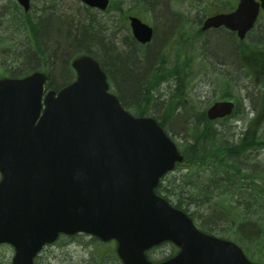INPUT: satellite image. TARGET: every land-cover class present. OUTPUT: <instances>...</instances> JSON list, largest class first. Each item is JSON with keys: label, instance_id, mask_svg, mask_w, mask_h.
<instances>
[{"label": "water", "instance_id": "1", "mask_svg": "<svg viewBox=\"0 0 264 264\" xmlns=\"http://www.w3.org/2000/svg\"><path fill=\"white\" fill-rule=\"evenodd\" d=\"M17 1L29 11L31 0ZM81 1L102 11L110 3ZM259 10L255 0H240L235 12L208 18L203 30L224 26L244 39ZM130 20L135 38L150 42L152 28ZM72 67L76 81L45 96L42 72L0 79V245L14 248L12 264H33L44 246L76 234L115 241L122 264H257L156 194L183 162L179 148L155 119L121 106L94 58L80 56ZM234 109L217 102L207 116L224 118ZM166 242L178 254L150 261L147 252Z\"/></svg>", "mask_w": 264, "mask_h": 264}, {"label": "trees", "instance_id": "2", "mask_svg": "<svg viewBox=\"0 0 264 264\" xmlns=\"http://www.w3.org/2000/svg\"><path fill=\"white\" fill-rule=\"evenodd\" d=\"M136 2L144 4L142 0ZM122 6L118 5L116 9L123 10ZM45 10L42 9L44 14L34 17L31 12L25 13L15 2L13 10L8 13L11 17L8 23L22 31L23 40L21 46L14 44L6 51L7 39L0 38V77L23 78L35 71H47L51 80L49 87L58 88L52 73L66 77L61 86L66 85L73 76L71 59L88 54L99 61L113 83L117 81L122 104L140 116L147 115L153 90L148 70L153 57L139 60L137 45L130 36L126 37L130 51L121 54L113 49L110 42L104 41L105 37L101 36L102 25L89 8H86L89 18L85 22L80 21L77 28L66 16L47 15ZM161 18L167 23L170 21L167 15ZM163 33L159 40H162ZM211 46L214 58L233 59L229 48L215 50L213 42ZM11 49L14 51L9 55ZM185 81L183 76L177 79L173 89L174 102L170 104L172 113L185 106ZM159 123L167 130L166 119H161ZM258 123L255 119L250 121L239 142L230 144L224 132L215 128V123L209 121L205 113L200 114L187 127L180 141L183 163L165 176L157 188L159 195L176 208L189 213L202 231L222 238H236L252 257L255 256L252 251L256 247L252 243L262 241L260 238L264 237V170L250 169L244 165L245 159H236L252 149L264 148V136L259 133ZM251 229L257 230L258 234L251 235ZM92 242L100 261L110 259L113 264L114 261L115 264H122L114 248L108 253L107 249L100 248L104 244L98 239L92 238ZM259 250L256 254L259 253L260 263L264 264V249L259 247Z\"/></svg>", "mask_w": 264, "mask_h": 264}, {"label": "rangeland", "instance_id": "3", "mask_svg": "<svg viewBox=\"0 0 264 264\" xmlns=\"http://www.w3.org/2000/svg\"><path fill=\"white\" fill-rule=\"evenodd\" d=\"M136 1L112 0L113 8L110 11L98 12L90 10V13L101 23L103 28L101 36L105 37L104 41L110 42V46L119 53L130 51L126 45V37L131 35L127 23L130 15H137L149 23H153L158 28L159 35L154 39L150 48L157 44L160 34L163 33L162 31L168 32L165 44H163L165 37L163 40H159V44L162 45L160 58L166 63L163 65V72L159 75L160 78L154 80V83L151 81L153 84L151 88L153 89L152 99L147 106V115L155 116L159 120L166 119L169 134L176 142H180L185 135L187 127L200 114L205 113L214 101L234 98L233 100L236 101L239 108L238 113L228 121H218L215 123V128L224 132L225 138L230 144L237 143L249 124L251 115L252 118L260 122L258 123L259 133L264 136V75L261 72H258L255 76L246 77L244 74L243 76L229 75L236 68L235 60L238 52L240 62L245 65L244 60L247 59L248 63L246 64L248 69L251 70L252 68L257 71L263 69L256 67V65L259 64L258 59L264 61V57L261 54H251L253 55L251 58H246L241 48L242 42H237L236 36L232 34L229 35L232 39H229L227 32H200L201 26L199 24L201 21L213 13L221 11L227 4V0H156L153 5L149 3L151 0H142L144 4H137ZM15 2V0H0V38L5 37L7 39L6 45L8 47H6V51L10 50V47L14 44L21 46V41L23 40L22 31L18 30L10 22L8 23L9 20L11 21L8 13L10 14L13 10ZM118 5H123V10L116 9ZM153 7H155V11L152 9ZM168 8L173 13L175 12L173 17L172 14L169 15ZM42 9H46L47 15L50 14L55 17L66 16V18L71 19V23H74L73 25L76 28L80 21L85 22L89 18L86 16L88 14L86 7L80 0H32V16L38 17L44 14ZM162 13L173 19L172 24L177 22L172 31L169 29L171 21L169 23L164 21V18H161V16H164ZM164 36L166 35L164 34ZM208 39L211 40L209 43ZM206 40L208 45H205ZM212 42L215 50L225 47L229 48L228 50L231 51L234 60L231 58L229 61L227 58L228 61H226L220 56L218 57L220 59L214 58L211 51ZM253 43L262 44L263 47L258 46V49H264V39L263 36H260V32H254L250 35L249 41L243 42L250 48H256ZM136 48L138 59L145 60L144 54H147L150 48L148 49V47H142L138 44ZM233 48L236 50L235 53H232L231 49ZM13 51L11 49L9 55ZM0 53H2L1 50ZM5 58L8 61L9 56ZM209 59L214 63L215 67L210 65ZM158 60L159 57L152 62L151 66L155 67ZM218 61L221 64L222 62L225 63L223 70L219 68L221 66H217L219 64ZM263 61L262 64L264 65ZM242 68L245 70L244 67ZM182 76L186 80L185 83H187L185 106L172 113L170 104L174 102L172 100L173 89H175L177 79ZM52 78L58 87L60 86L58 84L64 83L67 79L57 75V72L52 73ZM119 82L123 87L121 81ZM116 83L112 85L114 92L119 89L118 83L117 86ZM253 108H258L259 111L252 114L251 110ZM132 111L134 112V110ZM245 161L255 164L256 167L254 169L259 170V165H264V148L247 154ZM235 239L233 237L231 240ZM260 239L262 241L252 243L253 246H256L252 251L255 255L254 259H259V253L256 254L260 251L259 247L264 249V237ZM259 242L261 244H256ZM100 248L102 250L107 249L106 252L109 253L111 248L115 249V243L111 242L109 245H103ZM155 251L153 252L155 253ZM172 251L170 245H164V247L158 249L156 257L162 258ZM97 255L92 237L81 234L72 238H62L55 244L48 246L39 260V264H113L110 259H106L105 262L103 260L100 261ZM13 257V248L8 245L0 247V264H11Z\"/></svg>", "mask_w": 264, "mask_h": 264}, {"label": "flooded vegetation", "instance_id": "4", "mask_svg": "<svg viewBox=\"0 0 264 264\" xmlns=\"http://www.w3.org/2000/svg\"><path fill=\"white\" fill-rule=\"evenodd\" d=\"M257 2H260V0H256ZM239 2H240V0H227V4L222 8V10L221 11H219V12H215V13H213V14H219V13H226V14H229V13H232V12H234L236 9H237V7H238V4H239ZM175 13V12H174ZM172 11H171V14H172V17H173V14H174ZM177 18V17H176ZM178 19V18H177ZM177 23V22H176ZM176 23H174V24H176ZM172 31V30H171ZM210 31H220V32H224V33H226L227 32V34L228 35H230V34H232V35H234V36H236L235 37V39H236V41L237 42H242L241 43V48L243 49V51H244V56L246 55V58L247 57H249V58H251V56H253V55H251V54H261V56H263L264 57V49H258V48H250V47H248V46H246L245 44H243V42H245V41H249V37H250V35L251 34H253L254 32H260V36H262L263 34H264V9L262 8V6H260V11H259V15H258V18H257V22H256V24H255V27L251 30V32H249L248 33V35H247V37H246V39L245 40H239V38L237 37V33L236 32H233V31H230V30H227L226 28H224V27H221V28H218V29H209V30H207V31H205L204 33H207V32H210ZM164 34L166 35V36H164L163 35V38H162V40L164 39V37H165V40H164V43L163 44H165L166 43V40H167V34H168V32L167 33H165L164 32ZM158 35H159V33H158V31H157V29H156V27L155 26H153V41H154V39L155 38H157L158 37ZM253 41V40H252ZM251 42V41H250ZM256 42V41H255ZM153 43V42H152ZM152 43L151 44H148V45H146V46H142V47H148V49L150 48V46L152 45ZM252 43V42H251ZM257 44V43H256ZM140 46V45H139ZM257 59V58H256ZM209 61V63H210V65H212L213 67H215V65H214V63L209 59L208 60ZM219 62V61H218ZM256 62V61H255ZM254 62V63H255ZM244 63H245V65H243L241 62H240V60H239V52L237 53V59H236V68H235V70H234V72H232V73H229V75L230 76H235V75H238V76H243V74H244V76L246 77V76H255L256 74H258V72H261L262 74L264 73V65L262 64V60L261 59H258V63L259 64H257L256 65V67H261V68H263V69H261L260 71H257L256 69H253L252 68V70L251 69H248V65L246 64V63H248L247 62V59L246 60H244ZM220 64V65H219ZM219 64L217 65L218 67L219 66H221V67H219V68H221L222 70L225 68V66H223L220 62H219ZM250 64H252V62H250ZM256 64V63H255ZM242 67H244L245 68V70H243V68ZM250 67V66H249ZM239 89H241L240 87H239ZM259 111V109L258 108H253V112H258ZM234 115H236V113L234 114Z\"/></svg>", "mask_w": 264, "mask_h": 264}, {"label": "bare ground", "instance_id": "5", "mask_svg": "<svg viewBox=\"0 0 264 264\" xmlns=\"http://www.w3.org/2000/svg\"><path fill=\"white\" fill-rule=\"evenodd\" d=\"M156 0H151L149 3H150V5H153V4H155L156 2H155ZM154 11H155V7H153L152 8ZM168 10H169V15H171V10L168 8ZM170 17V16H169ZM172 18L170 17V21H171V26H170V28L169 29H173L174 27H175V24H172ZM156 29H157V31H158V28L156 27ZM229 36V35H228ZM263 36V39H264V34L262 35ZM211 38V37H210ZM229 39H232L230 36H229ZM209 41H211L210 39H208V43H209ZM206 43H205V45H208V43H207V40L205 41ZM161 47H162V45H160V44H156V45H154V46H152L149 50H148V52H147V54L145 53L144 54V58H145V60L146 59H150V57H153V59H152V61H155L158 57H159V60L157 61V65L155 66V67H150V69L148 70L149 72V75H151V81L154 83V80H156L157 78L159 79L160 78V76L159 75H161L162 74V72H163V65L166 63L163 59H161L160 58V49H161ZM232 50V53H235L236 52V50H235V48H233V49H231ZM154 52V53H153ZM151 53H152V55H151ZM151 55V56H150ZM210 59H211V57H210ZM151 64H152V62H151ZM222 65L223 66H225V63H223L222 62ZM235 67H236V60H235ZM58 85H62V84H58ZM152 88V87H151ZM255 150L256 149H252V150H250V151H248V152H245L243 155H241V156H239L237 159H236V161H242V160H244L245 159V156L247 155V154H249V153H254L255 152ZM244 165H246L248 168H251V169H254L255 167H256V165L255 164H251L250 162H248V161H245V163H244ZM259 165V164H258ZM259 167H260V170H264V165H259ZM251 230H253L252 232H251V235H253V236H256L257 234H258V231L257 230H255V229H251ZM250 230V231H251Z\"/></svg>", "mask_w": 264, "mask_h": 264}]
</instances>
